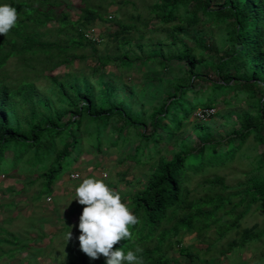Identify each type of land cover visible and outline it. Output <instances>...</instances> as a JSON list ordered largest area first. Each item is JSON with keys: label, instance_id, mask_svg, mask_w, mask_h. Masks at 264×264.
I'll return each mask as SVG.
<instances>
[{"label": "trees", "instance_id": "trees-1", "mask_svg": "<svg viewBox=\"0 0 264 264\" xmlns=\"http://www.w3.org/2000/svg\"><path fill=\"white\" fill-rule=\"evenodd\" d=\"M79 1L74 21L61 0H0L19 13L0 34V176H24L17 194L36 187L40 202L87 152L111 151L146 177L123 193L139 223L114 248L143 249L144 264H204L199 246L184 245L186 236L223 259L264 247V0ZM115 5L133 12L106 17ZM96 22L114 28L105 36L112 50H98L105 37L90 36ZM88 59L95 65L87 72L74 70ZM62 67L69 72L53 74ZM110 67L141 75V83L112 81ZM222 104L229 109L217 112ZM216 115L231 131L214 132L208 121ZM231 171L238 177L230 179ZM28 219L41 233L36 217ZM19 234L0 228V264L32 250L31 234ZM77 249V258L50 264H106L80 242Z\"/></svg>", "mask_w": 264, "mask_h": 264}, {"label": "rangeland", "instance_id": "rangeland-1", "mask_svg": "<svg viewBox=\"0 0 264 264\" xmlns=\"http://www.w3.org/2000/svg\"><path fill=\"white\" fill-rule=\"evenodd\" d=\"M61 1L64 3V7L61 10L69 12L74 21L81 17V3L79 0ZM130 1L141 6V0ZM121 9H123V12H133L132 5L128 7L115 5L109 7L106 17L113 20H121L123 18L122 12H120ZM151 26V28H156V22ZM89 30L90 36L99 41V36L105 37L109 32H113L114 28L110 24L96 22L91 25ZM215 39L219 43L220 40L216 37ZM113 46V43L105 37V40L99 43L98 50L101 52H104L106 49L112 50ZM85 52L89 55L90 49ZM81 53L83 52H78V54ZM94 65L95 61L88 59L84 62L76 61L73 68L76 71L83 70L87 72ZM68 72V69L62 67L53 72V74L64 76ZM105 75L112 81L130 87H138L142 80L141 75L138 74L131 75V78L123 76L116 67H110ZM248 108L249 106L246 104L239 106V109ZM223 109L228 110L229 108H225L224 104H222L216 111L218 112ZM216 111H213V114H216ZM201 114L202 112L198 111L194 117L197 118ZM230 120L235 123L237 122L234 113L230 114ZM208 123L213 127L217 135L225 134L232 129V126L224 125L225 121L221 116L216 115ZM126 150L129 151V149L123 151ZM88 177L104 179L110 188L121 193L122 199L124 198V192H134V190H138L146 184L144 173L139 171L133 163L126 162L120 155L111 151L105 152L102 156H97L92 150L87 152L80 162L73 167L72 171L57 183L54 195L40 202L34 201L35 193L38 190L36 187L32 189L27 187L23 193L17 194L22 190V186L26 184L24 176H0V228L3 227L11 233H20L19 235L23 236V238H28L30 233L33 240L30 243L32 250L19 255L17 259L11 261L9 264H27L28 261H31L33 264H50L51 258H56L62 262L69 256L73 255L77 258L81 255V251L77 249V243L80 242L79 236L81 232L79 222L85 205L80 204L78 199L74 198L77 185ZM235 177H238L237 174L231 171L229 178L233 179ZM10 205L14 206V208L6 207ZM30 215L36 217L37 227L42 230L41 233L32 228L30 225L32 221L30 219L26 220V217ZM261 219V216H257V218L249 217L245 221L244 227H252L256 222L261 221ZM67 227L70 228L72 233L68 241L66 239ZM224 243L225 240L218 247L221 248ZM184 245L199 246L202 250V257L205 260L204 264H264V260H260L261 254L264 253L262 245L247 247L243 252H235L232 257L226 259H223L216 251L206 254V244H201L199 239L194 235L186 236L184 238ZM175 257L179 258V255L176 254Z\"/></svg>", "mask_w": 264, "mask_h": 264}, {"label": "clouds", "instance_id": "clouds-1", "mask_svg": "<svg viewBox=\"0 0 264 264\" xmlns=\"http://www.w3.org/2000/svg\"><path fill=\"white\" fill-rule=\"evenodd\" d=\"M19 13L15 6L0 3V34H8L18 23ZM107 175V173H105ZM74 199L85 205L80 217V248L93 259L103 254L106 264H144L139 255L143 249L125 252L122 247L114 248L120 240L133 236L131 227L139 223L136 216L122 199L121 193L110 188L104 179L88 177L76 187ZM72 236L66 234L67 241Z\"/></svg>", "mask_w": 264, "mask_h": 264}]
</instances>
